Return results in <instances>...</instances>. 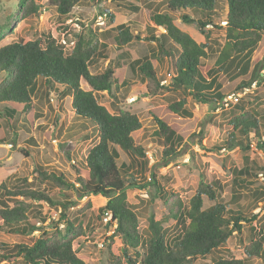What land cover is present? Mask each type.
<instances>
[{"label":"trees","instance_id":"obj_1","mask_svg":"<svg viewBox=\"0 0 264 264\" xmlns=\"http://www.w3.org/2000/svg\"><path fill=\"white\" fill-rule=\"evenodd\" d=\"M79 2L50 0L45 6L35 0H20L19 8L24 16L41 15L46 8H54L60 17H69ZM160 5L166 7L165 11L154 13L151 27H146L147 38L155 45L149 47V56L132 63L130 69L146 82L149 97L177 92L182 95L166 109L152 112L157 126L155 133L163 147L161 158L170 161L178 155L186 134L181 131L180 122L170 123L169 120L172 116L182 120L192 117L187 98L191 97L196 104L220 101L224 98L222 86L213 75L225 74L234 80L249 72L251 57L264 38V0H164L158 3ZM132 10L136 16L131 23H136L140 9L134 6ZM105 14L107 19L102 31L89 28L88 33H82L71 29L74 33L66 38L68 44L74 42L72 47L60 44L53 34L37 39L20 38L0 46V73L5 76L0 80V114L11 128L17 113L24 114L31 124L40 117L35 111L34 95L38 79L43 78L48 89L63 87V95L67 93L72 97L75 119L84 120L81 126L90 125L98 135V143L84 159L73 165L74 180L61 170L48 171L37 165L34 182L24 178L12 186L7 181L1 183L0 230L6 228L8 232L21 235L41 230L38 222L45 223L49 218L46 217L48 212L42 216L43 203L55 213L59 212V219L54 224L52 236L43 235L31 244L19 243L12 247L0 242V264H87L74 249V241L85 234L83 223L77 224V218L70 219L68 214L71 206H78L77 199L90 196L107 198L106 204L98 210V219L111 214L106 224L114 228L111 239L118 237L122 243L121 253L111 251L107 264H192L199 258L213 255L231 238L242 234L244 224H249L252 231L250 242L243 247L245 257H218L214 264H256V259L263 260L264 224L259 222L257 214L247 217L237 202L241 197L239 192L252 187L251 177L264 172V166L249 155L253 144L264 150V110L258 111L252 102L248 110L236 105V111L229 119L232 129L224 143L225 148L238 147L244 162L242 168L232 173L231 201L222 200L221 184L207 176L202 177L188 206H183L180 199L170 201L171 197L155 173L151 181L141 183L130 167L118 165L120 153L117 147L132 158L146 157L137 138L143 129L142 121L137 114L122 110L114 102L110 110L99 102L97 95L105 92L113 100H119L122 86L127 87L126 71L119 63L127 52L126 47L141 37L140 33L134 35L122 16L107 9ZM178 17L184 24H195L205 42L197 43L177 27ZM216 20L221 21L217 24ZM64 23L59 20L58 28L64 29ZM213 26L224 30L225 37L217 52L215 67L209 68L204 66L202 59L213 52ZM160 28L164 32H159ZM111 39L119 51L117 58L114 63L109 62L103 72L94 74L91 65L103 55L107 49L106 41ZM165 59L172 64V75L168 84L162 85L164 79L159 77L156 65ZM257 73L258 65L252 71L253 79ZM247 86L250 85L243 82L237 90L242 92ZM24 154L29 156V151ZM43 185L57 192L50 195L48 190L42 189ZM148 185L155 187L158 197L164 199L167 214L162 220L150 215L147 227L140 231V215L137 207L128 202L127 191L144 189ZM263 190H255L252 195L263 197ZM67 191H73L78 198H69ZM205 199L213 204L205 207ZM90 206L91 201H88L85 208ZM33 213L34 219L39 221L32 222ZM167 219H173L178 227L177 235L171 239H168V229L163 226ZM61 223L65 224L64 230L59 229Z\"/></svg>","mask_w":264,"mask_h":264},{"label":"rangeland","instance_id":"obj_2","mask_svg":"<svg viewBox=\"0 0 264 264\" xmlns=\"http://www.w3.org/2000/svg\"><path fill=\"white\" fill-rule=\"evenodd\" d=\"M37 3L47 6L50 0H35ZM164 0H80L69 17H60L54 8H46L41 15L24 16L19 8L20 0H0V46H6L17 42L20 38L37 39L46 34H53L55 38H61V32L68 29L80 27L82 33H88L89 28L93 31H102L105 27L107 9L116 16H122L134 35L140 33L141 40H135L126 47L124 58L119 63L125 69V83L122 86L119 100H113L107 93L98 94L101 104L112 110L113 102L122 110L130 111L138 115L142 121L143 129L138 134V144L145 150L144 159L132 158L117 147L120 153L118 165L124 164L130 167L141 183L151 181L153 173L156 174L160 185L163 186L170 201L180 199L183 206H188L190 199L194 196L203 176L213 179L221 184L222 200L231 201L232 173L243 167V153L237 147L233 150L225 148L224 143L232 127L229 119L236 111V105L248 110L253 106L258 110H264V38L260 47L251 57L252 63L249 72L234 80L225 74H214L218 83L221 84L222 100H215L209 104H196L188 97L187 108L192 113L191 118L178 119L176 116L169 120L180 122V128L186 134V138L178 148V155L170 161L162 160L163 149L155 131L156 123L152 112L157 109H166L172 102L182 97L180 93H165L162 96L149 97L146 94V82L141 79L140 74L133 72L130 65L137 61H143L149 56V47L154 42L148 40L146 27H151V17L156 12H164L166 7L158 3ZM138 6V22L131 23L136 16L132 8ZM102 17L100 19L99 17ZM69 19L73 23H67ZM78 19V20H76ZM62 20L63 28H58V22ZM217 24L221 20H216ZM81 23V24H80ZM221 23V22H220ZM137 24V26H136ZM177 27L188 33L197 43H204V36L195 24H184L178 17L175 21ZM83 27H82V26ZM78 30V29H77ZM212 45L213 52L202 59L204 66L215 67L218 57L217 52L224 44L225 31L213 26ZM74 31V30H72ZM70 31V34L74 33ZM60 32V33H59ZM159 32H164L162 28ZM107 49L91 65L94 74L103 72L108 63H114L119 53L113 39L106 41ZM258 65L257 76L252 78V71ZM119 67V66H116ZM160 78L169 82L172 75V64L169 59L156 65ZM5 77L0 73V80ZM247 82V93L238 91V87ZM83 88H86L82 84ZM63 87L57 86L48 89L43 78L37 81V92L34 95L35 111L37 117L33 124L26 116L16 114L12 122V128L7 124L6 118L0 114V185L3 181L9 182L10 186L18 184V179L26 178L28 182H34V170L37 165L46 170L58 169L63 171L70 179L76 176L73 165L76 161L84 159L89 151L98 143V135L90 125L81 126L84 120L77 121L71 107L72 97L66 93L63 95ZM117 93V92H116ZM2 105H0V109ZM165 113H163V116ZM25 118V119H24ZM25 122H24V120ZM24 124V125H23ZM14 126V129H13ZM35 143V144H33ZM29 151L25 156L24 151ZM249 155L257 164L264 166V150L253 144ZM253 180L250 190H241L238 204L243 207L245 215L250 217L258 215L259 222L264 224V196L255 198L252 194L255 190L264 189V172L251 177ZM37 184H34L36 186ZM38 186V185H37ZM42 189L48 190L53 195L56 190L48 185ZM239 190V189H238ZM264 191V190H263ZM57 192V191H56ZM69 198H78L73 191H67ZM128 202L137 207L140 219V231L147 227V218L154 215L156 220H162L167 214L164 199L158 197L155 187L148 185L144 189L130 188L127 191ZM78 206L69 210L70 219L77 218L76 223H83L85 234L74 241V249L87 264H107L110 252L121 253L122 243L118 237L113 236L114 228L105 224L103 218L98 219V210L103 207L107 198L103 196H90L77 199ZM91 201L90 208H85L87 202ZM213 203L205 199V207ZM82 211V212H81ZM42 216L49 213L46 222H38L41 230L21 235L8 232L6 228L0 230V242L9 246L19 243L31 244L40 236H52L59 212L55 213L46 203L41 206ZM51 212V215H50ZM32 222L34 219L31 214ZM142 216V217H141ZM164 228L168 229V239L177 235L178 227L173 219L163 221ZM65 224L61 223L60 230H64ZM252 231L249 224H244L243 233L231 238L227 244L213 255L199 258L192 264H214L218 257L231 258L233 256L244 258V245L250 242ZM256 264H264V259H256ZM1 264H12L2 262Z\"/></svg>","mask_w":264,"mask_h":264},{"label":"built area","instance_id":"obj_3","mask_svg":"<svg viewBox=\"0 0 264 264\" xmlns=\"http://www.w3.org/2000/svg\"><path fill=\"white\" fill-rule=\"evenodd\" d=\"M99 18L102 19L101 16H100ZM76 20H78V19H76ZM73 22H74V20H72V19H69V20L67 21L68 24H69V23H73ZM222 24L225 25L226 23L224 22V23H222ZM75 28L78 29V30L76 29L77 31H80V27H79V25H77V27H75ZM67 36H68V37H71L70 29L67 30V31H65V32H63V33L61 34V38L58 39V42H59L60 44L64 45V46H66L67 48H68V47H72V46H74V42H73V41L70 42V44H68V40H67V38H66ZM167 84H168V81H167V80H163V81H162V85H167ZM247 91H248V89L245 88L242 92H243L244 94H246ZM110 219H111V214H109V213H107V214L105 215V217L103 218L105 224H107V223L109 222Z\"/></svg>","mask_w":264,"mask_h":264},{"label":"clouds","instance_id":"obj_4","mask_svg":"<svg viewBox=\"0 0 264 264\" xmlns=\"http://www.w3.org/2000/svg\"><path fill=\"white\" fill-rule=\"evenodd\" d=\"M69 30V29H68ZM76 30V29H75ZM67 31V30H66ZM70 31H71V29H70ZM77 31V30H76ZM63 32H65V31H62L61 32V34L63 33ZM60 33V32H59ZM54 36V35H53ZM68 37V36H67ZM55 38V37H54ZM55 39H57V38H55ZM58 40V39H57Z\"/></svg>","mask_w":264,"mask_h":264},{"label":"crops","instance_id":"obj_5","mask_svg":"<svg viewBox=\"0 0 264 264\" xmlns=\"http://www.w3.org/2000/svg\"><path fill=\"white\" fill-rule=\"evenodd\" d=\"M262 43V42H261ZM260 47V46H259ZM45 82V81H44ZM103 94V93H102Z\"/></svg>","mask_w":264,"mask_h":264}]
</instances>
